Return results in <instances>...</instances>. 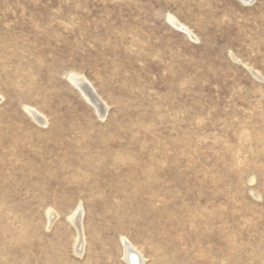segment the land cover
<instances>
[{
	"label": "rangeland",
	"instance_id": "374dc122",
	"mask_svg": "<svg viewBox=\"0 0 264 264\" xmlns=\"http://www.w3.org/2000/svg\"><path fill=\"white\" fill-rule=\"evenodd\" d=\"M123 239L264 264V0H0V264H127Z\"/></svg>",
	"mask_w": 264,
	"mask_h": 264
},
{
	"label": "bare ground",
	"instance_id": "6f19581e",
	"mask_svg": "<svg viewBox=\"0 0 264 264\" xmlns=\"http://www.w3.org/2000/svg\"><path fill=\"white\" fill-rule=\"evenodd\" d=\"M240 1H242L244 4L251 5L256 0H240ZM171 20H172L173 24H176L172 18H171ZM182 29L184 31L186 30L185 27ZM68 80H69L70 84L75 89H77L78 92H80V94L84 97V99L87 101V103L94 108L97 115L101 119H103V117L107 111V105L101 99V97L98 95V93L95 91V89L93 88L91 83L84 76L77 75V74H71L68 77ZM27 111L35 119H37L38 122L42 123V121L45 120L36 111L31 110V109H27ZM82 212H83L82 207H79L70 218L71 224H73L74 227L76 228L77 235H78V239L76 241L74 251L77 254H79L80 256L83 254L84 247H85V238H84V234H83L84 229L82 230V228H81L82 225L80 224L81 214H83ZM50 216H51V214H50ZM49 218H51V217H49ZM123 245H124V250H125V261L127 262V264H144V257H142V254H140L138 252V250L135 249L134 245H132L131 242H129L127 239H123Z\"/></svg>",
	"mask_w": 264,
	"mask_h": 264
}]
</instances>
